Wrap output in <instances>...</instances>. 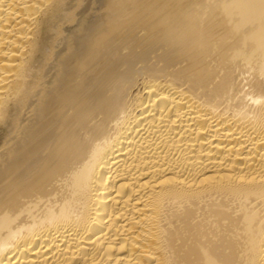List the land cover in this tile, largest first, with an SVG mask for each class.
I'll list each match as a JSON object with an SVG mask.
<instances>
[{"label": "bare ground", "instance_id": "bare-ground-1", "mask_svg": "<svg viewBox=\"0 0 264 264\" xmlns=\"http://www.w3.org/2000/svg\"><path fill=\"white\" fill-rule=\"evenodd\" d=\"M0 264H264V0H0Z\"/></svg>", "mask_w": 264, "mask_h": 264}]
</instances>
